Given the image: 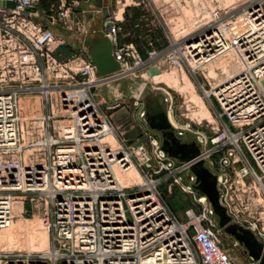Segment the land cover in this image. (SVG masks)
<instances>
[{"label":"built area","instance_id":"built-area-1","mask_svg":"<svg viewBox=\"0 0 264 264\" xmlns=\"http://www.w3.org/2000/svg\"><path fill=\"white\" fill-rule=\"evenodd\" d=\"M61 1L48 19L51 26L59 23L72 31L70 9ZM39 3L0 0V232L16 219L12 205H22V217L28 199L42 212L51 242L43 252H0V264H234L223 248L213 207L196 189L192 172L199 162L213 170L216 156L220 204L230 225L250 231L264 249V9L258 14L259 5H252L240 16L232 12L223 19L217 14L201 36L183 47L170 45L174 68L182 64L173 54L184 58L191 76L201 72L207 80L209 90L197 84L214 117V122L206 120L211 136L193 131L191 121L174 128L168 120L173 99L164 92L170 129L181 143L193 133L200 149L197 158L184 163L170 157L156 139L149 149L126 144L95 102L92 88L145 66L133 44H118L116 19L104 24L103 36L120 69L98 76L90 60L57 55L67 41L35 21ZM75 29L85 33L83 26ZM229 43L241 50L247 65L243 72L221 82L223 73L212 79L192 69V63L220 54ZM155 56L148 53L149 60ZM109 128L116 147L104 140ZM114 164L134 165L144 182L117 188ZM170 179L203 207L202 215L190 211L187 224L174 217L159 192ZM246 264L260 262L250 258Z\"/></svg>","mask_w":264,"mask_h":264},{"label":"rangeland","instance_id":"rangeland-1","mask_svg":"<svg viewBox=\"0 0 264 264\" xmlns=\"http://www.w3.org/2000/svg\"><path fill=\"white\" fill-rule=\"evenodd\" d=\"M81 1L65 0V6L70 9V21L74 25L72 32L77 33L75 28L83 26L85 33L82 35L87 36L90 30L87 28L85 20L75 21L71 18V13L78 9ZM61 2V0H40L35 21L54 31L56 25L60 26V24L56 23L55 26H51L48 18L57 13ZM252 5H259L254 11H259L258 14H260L264 9V0H111L109 14L104 17L103 22L99 23L102 34L104 24L116 19L117 22L115 23L119 28L117 34L118 44H133L145 62V66L135 73L127 74L117 82L92 88L91 93L102 113L109 118L114 126L117 135L126 144H142L149 149L151 139L162 142L161 133L151 130L146 123V103L150 99H158L165 113L167 108L162 100L164 92H168L173 99L171 117L178 125L177 128L184 127L191 121L193 131L205 132L208 136L212 135L207 121L214 122V117L207 106L203 92L197 84V80H199L201 85L209 90L207 80L201 72L191 76L184 58L173 54L181 60L183 67L180 69L178 67L174 68L172 63L177 60L171 58L168 51L171 44L178 43L183 47L187 40H193L208 31L215 22L217 14L221 19L232 12L240 16ZM122 23L124 24V32L121 28ZM121 32L124 34L126 43H119ZM225 32L228 34L227 31ZM54 34L57 35L55 31ZM222 37L227 38L225 35ZM94 40H96L95 36ZM152 51L156 53V56L154 59L149 60L148 53ZM239 52L242 55L241 50ZM240 60L242 59L238 58L229 43L227 48L214 57L213 60L208 62L205 59V62L200 64L201 66L197 65L196 62L191 65L194 70L205 71L208 78L219 79L218 73H223L224 77L222 76L220 80L223 82L233 76L232 69ZM210 93L212 92L207 94ZM199 103L204 106L205 111H209V117L203 119L205 120L203 125H198V122L201 121L195 119L196 113L202 107L201 104L199 106ZM141 112H145L143 118H140ZM170 132L177 138V131L170 129ZM194 138V134L188 132L184 136V141L194 142ZM137 139H140L141 142H136ZM108 143H114V140L110 139ZM212 162L214 164L213 170L210 169L209 166L212 167V165L209 163L205 167L215 176L219 169V156L213 158ZM172 184L171 179L166 180L159 187V192L162 194L163 199L176 211L181 221L176 216L174 217L182 224H187L190 211L197 216L202 215L204 212L203 207L194 202L193 196L182 192L179 186ZM132 186L139 185H130L129 187ZM13 208L16 219L11 227L15 228V233L11 235L13 231L10 228L3 232L4 235L7 234L5 235L7 237L0 241V252L48 250L51 239L48 228L42 220V212L38 211L34 207V203H31L28 199L24 201V214L22 217V205L16 203L13 204ZM191 230L189 234L192 236L195 233L193 234ZM221 240L224 250L232 256L234 264L247 263L241 251L243 245L233 235L222 230ZM236 241L239 242L240 247H235ZM28 247H30V251H27Z\"/></svg>","mask_w":264,"mask_h":264},{"label":"water","instance_id":"water-1","mask_svg":"<svg viewBox=\"0 0 264 264\" xmlns=\"http://www.w3.org/2000/svg\"><path fill=\"white\" fill-rule=\"evenodd\" d=\"M56 27L60 28L59 25H56ZM97 29L99 30L98 27ZM96 40L97 42L92 44L88 50V55L95 68L96 75L106 76L119 71V64L114 60L112 55L111 43L104 38L100 31L96 35ZM146 117V123L149 128L161 133V148L170 157L180 162L188 163L199 156L200 149L196 143L182 144L170 132V125L158 99L153 98L146 103ZM192 172L198 178L196 189L209 199L219 221V227L233 235L246 248L249 257L255 261H259L260 264H264L263 245L257 241L250 231L230 225L231 218L220 204L216 176L205 167L203 162L195 164L192 167Z\"/></svg>","mask_w":264,"mask_h":264},{"label":"crops","instance_id":"crops-1","mask_svg":"<svg viewBox=\"0 0 264 264\" xmlns=\"http://www.w3.org/2000/svg\"><path fill=\"white\" fill-rule=\"evenodd\" d=\"M110 7H111V0H88V1L82 0L80 2V6L78 7V9H76L74 13H71V18L75 21L85 20V24L87 25V28L90 30V33L87 36H84V35H79L78 33H74L72 31H68L62 27L60 28L55 27L54 31L57 33V36L64 38L68 44L67 47L65 46L59 48V50L57 51V55L60 56L62 59H66L71 54H76L86 60H90V57L88 55V50L92 44L97 42V40H94V36L96 38L98 31L102 32L99 23L103 22L102 20L104 19V17L109 14ZM122 20L124 22L123 18ZM97 27L99 28V30L97 29ZM121 28L122 31L124 32L123 23L121 25ZM123 32H121L119 36L120 44L127 42L124 38ZM136 142H141V141L140 139H137ZM191 143L193 142L192 141L182 142V144L185 145ZM164 201L169 207L172 214H174V216H176L179 219V216L176 214V211H174V209L171 207V205L168 202H166V200ZM191 231L193 232V234L195 233L194 229ZM242 247L243 249H241V251L244 254L245 261L248 262V259L250 257L247 253L246 248L244 246Z\"/></svg>","mask_w":264,"mask_h":264},{"label":"bare ground","instance_id":"bare-ground-1","mask_svg":"<svg viewBox=\"0 0 264 264\" xmlns=\"http://www.w3.org/2000/svg\"><path fill=\"white\" fill-rule=\"evenodd\" d=\"M225 36L228 37V35L226 34L225 31H223ZM223 36V35H222ZM226 40H228V38H225ZM225 47L227 48V44H225ZM232 48L233 50H235V53L237 54L238 58L239 59H242L240 60L236 66L233 67V71L231 72L232 73V77L238 75L239 73L243 72L245 69H246V63H245V60L243 59L242 55H240V52L238 50V48L234 45H232ZM227 52V51H226ZM219 55V54H218ZM217 56V55H216ZM216 56H213L212 58L210 59H207L208 62L210 60H213L214 57ZM205 62V59L201 62V61H196L197 65L201 64V63H204ZM201 66V65H200ZM236 72V73H235ZM231 77V78H232ZM230 79V78H228ZM227 79V80H228ZM208 96V94H207ZM201 103H199V106H200ZM202 105V104H201ZM204 106L202 105V107L199 109V111L196 113L195 115V119L197 121H202L203 119H206V117L208 116L209 117V111H205L204 110ZM168 120L169 122L171 123V125L176 128L178 127V125L175 124V122L173 121L171 115L169 114L168 115ZM106 133V137L104 138V140L106 142H108V140H114V143H111L110 145L113 146V147H116L117 146V143H118V140L114 134V132H112V130L109 128L107 129L106 131H104ZM111 172H112V175H113V178H114V181H115V184H116V187L117 188H120V189H124V188H127L129 187L130 185H141L144 181H143V178L141 176V174L139 173L138 169L132 165L131 167L127 168V169H124L122 168L119 164H114L111 168ZM12 211L14 213V208H13V205H12ZM15 215V213H14ZM14 221L12 222V224L7 228V229H11L13 232L11 233V235H13L15 233V228L14 227H11L13 225ZM3 230L1 231V235H0V241L1 240H4L7 236V234L4 235V231L6 232V230ZM29 240V239H28ZM46 246V245H45ZM30 247H31V244H30ZM30 247H28V250L27 251H30ZM49 250V249H48ZM43 251H47V250H37V251H33V252H27V253H34V252H43Z\"/></svg>","mask_w":264,"mask_h":264},{"label":"flooded vegetation","instance_id":"flooded-vegetation-1","mask_svg":"<svg viewBox=\"0 0 264 264\" xmlns=\"http://www.w3.org/2000/svg\"><path fill=\"white\" fill-rule=\"evenodd\" d=\"M160 106H161V109H162V111H163V107H162V105L160 104Z\"/></svg>","mask_w":264,"mask_h":264}]
</instances>
